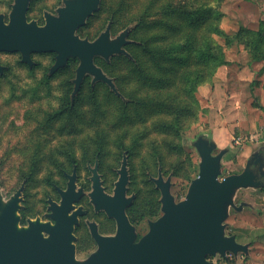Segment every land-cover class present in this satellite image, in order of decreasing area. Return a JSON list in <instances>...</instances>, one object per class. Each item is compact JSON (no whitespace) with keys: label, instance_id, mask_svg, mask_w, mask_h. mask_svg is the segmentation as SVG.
Returning <instances> with one entry per match:
<instances>
[{"label":"rangeland","instance_id":"rangeland-1","mask_svg":"<svg viewBox=\"0 0 264 264\" xmlns=\"http://www.w3.org/2000/svg\"><path fill=\"white\" fill-rule=\"evenodd\" d=\"M13 3L0 0V13L8 16ZM62 5L63 0H32L28 16L42 21L44 11L57 13ZM145 10L148 21L140 25ZM111 16L113 37L125 25L134 29L130 37L136 44L129 50L135 59L116 57L106 73L124 93L111 94L102 81L93 93L88 75L72 113L63 108L72 98L79 62L50 73L54 53H34L37 63L29 67L20 53L0 52L8 66L0 75V190L5 200L28 177L25 201L43 214L48 195L56 197L51 181L60 179L58 168L72 155L94 159L103 151L105 167H118L127 149L130 192L142 193L139 202L149 198L154 188L149 176H156L158 168L165 178L172 176L171 191L181 200L198 174L200 156L193 145L198 135L214 138L216 152L230 147L223 176L241 172L251 150L264 140V87L257 76L264 62L254 59V30L259 24L264 29V0H102L80 35L95 39L112 23ZM236 200L255 201L264 209V190L241 189ZM251 219L250 209L232 208L226 230L246 240ZM209 257L220 264H248L233 254L228 260Z\"/></svg>","mask_w":264,"mask_h":264},{"label":"water","instance_id":"water-1","mask_svg":"<svg viewBox=\"0 0 264 264\" xmlns=\"http://www.w3.org/2000/svg\"><path fill=\"white\" fill-rule=\"evenodd\" d=\"M31 1L15 0L8 23L0 13V51L19 52L22 62L30 67L36 63L34 53L53 52L55 62L50 73L64 68L70 58H77L72 101L87 75L92 76V84L105 82L121 95L113 78L95 59L110 61L118 54L131 56L126 49L131 42L130 27L113 37L109 23L95 39L82 37L79 29L100 9L102 0H63L56 14L45 11V24L28 19ZM4 69L0 64L1 74ZM193 145L200 156L198 174L183 199L177 200L172 193L171 175L165 178L160 170L158 177L152 178L161 192L162 214L149 222V230L139 240L126 213L134 198L126 195L130 181L127 158L119 170L114 195L104 192L97 168L93 169L92 202L96 209H104L117 220L118 231L111 236L94 232L99 249L85 260L76 257L74 231L83 210L75 209L74 202L84 191L76 188L74 175L68 188L61 190V203L48 199L47 221L38 217L28 219L26 225L20 223L25 182L8 200L0 190V264H219L208 257L219 254L228 260L229 254L247 255L249 243L228 233L226 220L232 208L240 211L250 205L246 201L237 204L241 189L264 188V147L251 152L241 172L223 176V159L230 147L216 152V140L206 133L198 135Z\"/></svg>","mask_w":264,"mask_h":264},{"label":"flooded vegetation","instance_id":"flooded-vegetation-1","mask_svg":"<svg viewBox=\"0 0 264 264\" xmlns=\"http://www.w3.org/2000/svg\"><path fill=\"white\" fill-rule=\"evenodd\" d=\"M9 14L8 16L4 14L7 23L9 22ZM43 16L44 18L42 19V21L37 20L39 24H45L46 22L45 11L43 13ZM28 19L32 20L29 18V16ZM0 52H6V51H0ZM36 63L34 65H36ZM0 64L5 66L4 72L2 74L0 73V75H4L6 70H8V66L2 63L1 60H0ZM71 102H72L71 104L73 105L74 101L71 100ZM102 152L103 151H98L95 154L94 159H92V156H90L89 154H81V156H79L81 158H77L76 156L72 155L68 159L67 163H63L59 166L58 171H59L60 179H57L55 182L51 181L53 185V189L56 193V197L53 198L52 196L48 195V197L46 198L45 206H43L46 209L43 212V214L39 213L38 210H35L34 206H32L31 204H28L27 201H25V197L22 201L23 206L20 210V215H21L20 223L22 225L28 224V219H36L38 217H40L42 220L45 221L50 220V218L47 216V214L50 212L48 208L49 207L48 199L51 197L57 203H61L62 201L61 190H66L68 188V183L71 180V176L74 175L76 188L77 189L83 188L84 191L83 195L77 201L74 202L75 209L82 208L83 210V213H80L78 215L79 222L76 224L74 231L76 236V240H75L76 257L79 260L88 259L93 253H95L99 249V243L95 237L94 232L98 233L101 236H111V235H115L118 231L117 220L114 217L109 216L104 209H96L95 204L92 202L90 192L93 190V186L95 182L93 179L94 176L93 169L97 168V172L99 173L101 185L104 188V192L109 195H114L116 183L120 177L119 170L123 165L124 158L125 157L127 158V167L129 171L130 181L128 183V191L126 195L127 197L134 195V198L132 202L127 206L126 213L130 219V222L136 228L137 240H139L149 230V222L151 220H155L158 218L157 215H153V212L157 208L156 198H154L153 189L151 190V194L149 195L150 199L147 197L146 199H144L143 202H139V204L136 201L138 200V198L139 200L141 199L140 195H142V193L139 190L130 192L132 180L129 169V152L127 150H124L122 152V159L118 167H114L113 164H110L109 167H105V165L102 163L101 160ZM160 170L162 169L158 168V173L156 176H153L152 174H150L149 176V180L154 184L155 191L158 190V188L156 187V184L152 178L158 177ZM27 178L28 177L24 178L22 183L25 182L27 184L28 182ZM39 210L42 211V208H39ZM208 258L210 260L219 263L216 259H212L210 257Z\"/></svg>","mask_w":264,"mask_h":264},{"label":"trees","instance_id":"trees-1","mask_svg":"<svg viewBox=\"0 0 264 264\" xmlns=\"http://www.w3.org/2000/svg\"><path fill=\"white\" fill-rule=\"evenodd\" d=\"M102 2V1H101ZM101 6V5H100ZM99 11V10H98ZM96 13V12H95ZM149 13V11L148 10H145L144 11V13L143 14H141L139 17H138V24H144V23H146L147 21H148V14ZM182 13H184V12H182ZM94 16V14L88 19V20H90L92 17ZM109 19L112 21V26H111V31H112V34H114L113 33V29H114V21H115V19H114V17L113 16H111V17H109ZM196 25H198V24H195V27H196ZM86 26V25H85ZM85 26H83V27H81L80 29H79V33H80V31L82 30V28H84ZM129 25H125L124 26V28L122 29V30H124L125 28H127ZM121 30V31H122ZM133 31H134V29H131L130 30V33H129V39L131 40V42L128 44V45H126V49L128 50V52L130 53V55L132 56L131 57V59H135V55L129 50V48H130V46L131 45H133V44H136L135 43V41L133 40V39H131V35H132V33H133ZM254 31H257L256 32V34H257V37H256V40H255V45H254V50H255V52L257 53V56L254 58L255 59V61H264V29H263V27H262V24H259V26H258V29L257 30H254ZM120 32V31H119ZM118 32V33H119ZM118 33H116V34H118ZM82 36V35H81ZM90 39H94V38H91L90 37ZM51 53H53V52H51ZM55 54V53H54ZM119 56H126V55H124V54H118V55H114V56H112L111 57V59H110V61H106L105 59H103V58H101V57H96V59H95V62H96V64H98L99 66H101L102 68H103V70L107 73V74H110L109 73V71H108V66L109 65H111V63L113 62V60L116 58V57H119ZM170 57H171V55H169ZM126 57H128V56H126ZM169 57V59L170 60H174V59H172V58H170ZM73 62H79V60L77 59V58H70V60H69V62H68V64L64 67V68H61V69H59L58 71H60V70H63V69H66L67 67H69ZM264 69V68H263ZM262 69V70H263ZM89 78H90V76H86L85 77V79H84V81H83V83H82V86H81V88H80V90H79V92H78V94L75 96V98H74V104L72 105L71 103V97H69V99L67 100V106H65L64 108H63V112L65 111V112H74L75 111V107L77 106V104H78V98H79V96L81 95V93L83 92V89H84V85H86V83H88V80H89ZM115 84H116V87L118 88V90L121 92V93H124L123 92V89L121 88V86L120 85H118V83H117V81L115 80ZM88 85H90L91 86V88H92V92L93 93H95V86H96V83L94 84V85H92V83L90 82V84L88 83ZM107 86V88L111 91V94H113V95H117L113 90H111V88L108 86V85H106ZM118 96V95H117ZM119 97V96H118ZM122 99V98H121ZM122 101H124L126 104H128V103H130V99H128V98H125V99H122ZM125 104V105H126ZM127 151H128V149H127ZM130 151V150H129ZM162 169V168H161ZM162 171H163V169H162ZM163 173H164V171H163ZM193 179V178H192ZM191 179V180H192ZM157 191V192H156ZM155 191V189L153 188V192H154V198H156V203H157V205H156V210L153 212V215H158L159 214V212L161 211V201H160V198H158V196H157V194L159 193V194H161V192H160V190L158 189V190H156ZM158 199H159V201H158ZM137 203L139 202V198H138V200L136 201ZM139 204V203H138ZM141 204H143V203H141Z\"/></svg>","mask_w":264,"mask_h":264},{"label":"crops","instance_id":"crops-1","mask_svg":"<svg viewBox=\"0 0 264 264\" xmlns=\"http://www.w3.org/2000/svg\"><path fill=\"white\" fill-rule=\"evenodd\" d=\"M259 62H262L263 65L264 61H259ZM256 64L257 63H255V65ZM254 71L256 73V70ZM254 71L252 72V74H255ZM257 76L258 79L261 81V87H264V69L261 71L260 75L257 74ZM259 143L260 146L264 147V140H261ZM255 149H252L251 152ZM256 190H261V189H256ZM241 201H246L250 205H246L242 210L240 211L236 210V211L243 212L245 209H250L253 216V219H251L248 222V226H247V228L250 230L248 231L246 240L241 239V236L237 233L232 232L231 234H235L240 242L249 243V253L247 255L244 253H240L238 256L235 255L233 256L235 259H239V257L241 256L245 257L247 259L248 264H264V209L261 208L255 201H250V200H241ZM237 226L240 227L241 224H237Z\"/></svg>","mask_w":264,"mask_h":264}]
</instances>
